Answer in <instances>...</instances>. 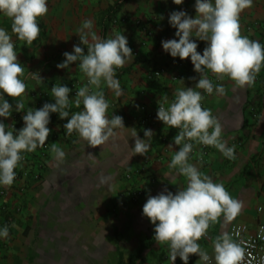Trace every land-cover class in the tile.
Returning a JSON list of instances; mask_svg holds the SVG:
<instances>
[{"label": "crops", "instance_id": "1", "mask_svg": "<svg viewBox=\"0 0 264 264\" xmlns=\"http://www.w3.org/2000/svg\"><path fill=\"white\" fill-rule=\"evenodd\" d=\"M116 1L48 0L49 10L39 20L41 32L37 40L31 46L15 40L17 58L25 67V75L38 72L42 83L26 79L25 108L4 118L6 124L20 129L28 108L53 103L50 89L54 84L71 88V99L86 83L78 62H73L67 70L58 69L56 65L63 61L65 51L71 52L73 45L80 43L78 29L85 20H92L94 30L102 37L98 15ZM194 3L195 0H184L182 5L172 0H127L112 18L104 37L122 32L134 59L116 73L123 95L115 97L106 86L103 91L109 103L107 115L109 118L122 116L126 129H115V134L104 145L90 146L75 132L67 134L63 125L68 118L50 120L41 181H33L28 176L15 180L10 187L0 186V205L18 202L22 208L10 226V238L0 239V264H129L140 246L152 236L154 225L142 215L148 196L165 188L175 193L185 186L182 176L177 177L176 184H171L170 177H166L171 171L168 165L174 151L180 146L173 142L178 129L156 118L158 101L164 95L170 101L175 99L176 89L183 87L181 80L185 87H194L199 79L190 58L171 57L163 50L161 41L174 38L176 29L169 25V13L183 9L195 16ZM0 27L11 33V21L2 14ZM240 27L242 35L264 44V0H253V5L240 14ZM12 35L15 39V34ZM197 41L200 43L197 51L202 53L206 42ZM156 68H166V74L152 78L150 74ZM209 75L214 84H223L225 90L223 94L200 90L205 97L202 104L211 109L221 123L222 138L229 146H235L236 158H224L211 147L206 159L200 161V145H197L192 154L193 162L215 182L223 183L231 196L243 204L239 216L230 222L221 218L210 226L208 237L199 241L211 254L212 241L220 233L230 231L233 224L245 223L253 229L264 222V119L260 120L264 115V68L250 88L235 86L227 77L219 81ZM171 76L179 79L172 81ZM5 98L15 106V98L6 94ZM82 107L73 106L70 114ZM52 115L58 116L57 113ZM133 128L141 138H144V129L155 133L146 155L130 157ZM53 142L67 154L62 164L55 161L50 151ZM41 148L25 154L32 160L37 159ZM140 169L145 173L143 179L124 178L125 173ZM21 186L25 187L24 191L16 193L14 188ZM129 188L140 189L141 198L115 209L117 196ZM168 252L166 245L154 241L142 249L134 264H170ZM198 260V255L191 254L188 264H199ZM174 264L183 262L177 257Z\"/></svg>", "mask_w": 264, "mask_h": 264}, {"label": "clouds", "instance_id": "2", "mask_svg": "<svg viewBox=\"0 0 264 264\" xmlns=\"http://www.w3.org/2000/svg\"><path fill=\"white\" fill-rule=\"evenodd\" d=\"M172 2L182 5L184 0ZM252 5L253 0H195V16L183 9L173 10L168 16L169 25L176 31L174 38L161 41L163 50L173 58H190L193 70L199 74L194 87H185L181 80L183 87L176 89L175 99L170 101L167 95L162 96L156 113L158 120L178 129L173 142L180 147L174 151L168 165L171 171L166 177H170L171 184H176L177 177L182 176L185 186L175 193L165 188L156 195H149L142 215L154 225L157 244L169 249L170 264H174L177 257L188 264L191 254L198 255L199 264H244L245 261L244 242L235 240L228 232L215 237L211 254L199 243L208 237L210 226L218 220L223 218L230 222L239 216L243 204L231 196L223 183L215 182L212 176L202 172L193 162L192 154L195 146L204 145L215 148L224 158H236L235 146H229L222 138L221 123L211 109L203 106L205 97L200 90L223 94L224 85L214 84L210 73L219 81L227 77L240 88L254 86L257 74L264 68V44L242 35L240 27V14ZM48 10V0H0V14L11 21V33L0 27V186L13 185L24 154L45 145L51 131L48 127L51 113H57L60 119L68 118L63 125L67 134L75 132L90 146L104 145L115 134V129H126L122 116L109 118L107 115L109 103L103 87L112 90L115 97L123 95L116 73L134 59V54L122 32L101 37L90 19L78 29L80 43L74 44L71 52L65 51L63 61L56 65L58 69L67 70L73 62H78L86 83L71 99V88L54 84L50 89L54 102L28 108L20 129L4 122L13 111L24 110L26 79L42 83L38 72L25 75V67L17 58L15 40L31 46L40 36L39 20ZM197 40L206 42L202 53L197 51ZM83 45H87L86 52ZM5 94L15 98V106ZM81 105L82 110L70 114L73 106L80 108ZM154 135L152 129H144V138H141L133 128L130 157L146 155ZM50 151L55 161L64 162L67 154L58 143L53 142ZM9 238L8 225L0 226V239Z\"/></svg>", "mask_w": 264, "mask_h": 264}, {"label": "built area", "instance_id": "3", "mask_svg": "<svg viewBox=\"0 0 264 264\" xmlns=\"http://www.w3.org/2000/svg\"><path fill=\"white\" fill-rule=\"evenodd\" d=\"M196 42L199 47L200 43L198 41ZM165 74L166 68H156L151 72L150 76L152 78H160ZM178 79V76H171L172 81H177ZM210 150V146L200 145L199 153H203V155L201 156L198 154L199 160H205ZM46 151L47 146H42L38 158H35L33 160L29 156L24 154L22 166L16 169L17 175L15 180L25 179L28 176H31L33 181H41L43 170L45 168L44 159ZM144 176L145 173L141 169L136 170L132 173L124 174V178L126 180H130L134 177L143 179ZM24 189L25 187L21 186L18 188H14V191L20 194L24 191ZM2 194H5V191H3ZM141 195L142 191L140 189L132 190L129 188L128 190L120 193L117 196L114 208L116 209V207H124L127 203L136 202L141 198ZM262 210V208H259V211ZM21 211L22 208L18 202L13 205H0V226L8 225L10 229L15 216ZM229 234H231L235 240L244 242L243 246L246 248L244 264H264V222L258 223L253 229L245 223L234 224L231 227Z\"/></svg>", "mask_w": 264, "mask_h": 264}, {"label": "trees", "instance_id": "4", "mask_svg": "<svg viewBox=\"0 0 264 264\" xmlns=\"http://www.w3.org/2000/svg\"><path fill=\"white\" fill-rule=\"evenodd\" d=\"M126 1L127 0H117L112 6L108 7L105 11L101 12L98 15L97 23L100 26L102 37H104L105 31L107 27L110 25L112 18L120 11L121 7L126 3ZM84 47H85V52H86L87 47L86 46ZM50 117H51L50 120L59 118V116H56V115H52ZM16 121H18V119H16ZM154 241H155V238H154V232H153L152 236L148 238V240L143 245L140 246V248L138 249V252L134 256L131 257L129 264H134L135 261L139 260L142 249L148 247ZM119 263H121V259L119 260Z\"/></svg>", "mask_w": 264, "mask_h": 264}, {"label": "rangeland", "instance_id": "5", "mask_svg": "<svg viewBox=\"0 0 264 264\" xmlns=\"http://www.w3.org/2000/svg\"><path fill=\"white\" fill-rule=\"evenodd\" d=\"M233 225H234V224H233ZM233 225H232V226H233ZM232 226H231V227H232ZM231 227L229 228V230L231 229ZM228 233H229V231H228Z\"/></svg>", "mask_w": 264, "mask_h": 264}]
</instances>
